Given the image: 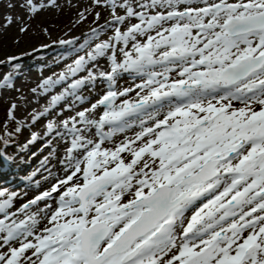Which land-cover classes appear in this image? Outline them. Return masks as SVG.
<instances>
[{"label":"snow or ice","instance_id":"snow-or-ice-1","mask_svg":"<svg viewBox=\"0 0 264 264\" xmlns=\"http://www.w3.org/2000/svg\"><path fill=\"white\" fill-rule=\"evenodd\" d=\"M106 3L109 24L138 22L124 31L116 27L113 37L38 86L48 92L73 78L52 97L55 103L105 79L108 90L91 105L104 111L98 120L85 109L78 121L62 122L73 136L67 153L74 170L17 210L57 193L55 209L45 206L48 225L38 230L34 213L17 221L9 211L15 193L0 190L7 196L0 199V248L7 247L0 264H264V0H138L135 8L131 0ZM44 6L33 0L21 5L30 13ZM130 41L131 50L120 48L118 61L115 44ZM106 53L110 71L94 73L89 63ZM155 66L163 70L146 71ZM174 68L179 78L170 81ZM85 71L86 77L75 78ZM122 71L146 75L136 86L146 94L116 104L132 91L115 90ZM13 75L0 77V87H11ZM135 121L140 131L134 137L102 149L103 141ZM88 126L96 128L99 142L83 135ZM55 127L47 125L50 132ZM124 152L131 155L127 162ZM125 193L131 195L126 202Z\"/></svg>","mask_w":264,"mask_h":264},{"label":"rangeland","instance_id":"rangeland-1","mask_svg":"<svg viewBox=\"0 0 264 264\" xmlns=\"http://www.w3.org/2000/svg\"><path fill=\"white\" fill-rule=\"evenodd\" d=\"M33 2L37 5L41 4V2L44 3L42 0H33ZM47 2L50 8L45 4L44 8L39 9L35 13H30L26 7H21L25 0H1L0 2L2 3L0 4V77L14 73L11 80L12 86L0 87V136L2 134H10V137L13 138L16 132L20 134V137L14 139L12 143L7 144L3 139H0V168L4 166V162H8L5 158L13 160L8 167V171L13 172V166L18 168L16 172L8 174L9 177L4 180L0 179V190H6L9 194L15 193L12 198V206L9 209L10 212H17L18 209H22V206L33 200L37 193L51 190L53 185L50 184L53 182L50 181L54 178L53 174L58 171L59 166L57 157L65 156L67 149L71 147L68 143L65 142L63 144L64 141L60 140V142L56 141L52 146L45 148L49 141L44 137L48 135L46 134L48 123L53 121L56 125L55 128L58 129L64 120H70L72 117L79 119L77 113L85 109H88L86 115L89 119L98 120L101 114L98 116L91 109V105L105 94L109 86L107 80L98 78L95 82L85 84L75 90L74 95H64L62 99L55 103H53L52 97L60 96L64 93L70 84L68 81L54 86L50 92H44L38 87L46 77L43 75L44 73L49 74L52 69H57V72L65 71L66 67L72 64L77 56L85 55V52L80 53L73 60L64 62L73 52L79 50L82 44H85V41H82L83 39L88 38L89 40L93 37V34H90L92 29L98 28L101 31V27L113 21L112 14L104 17L103 9L99 4L93 2L85 0H55L56 5L51 0H47ZM137 2L138 0H131L132 5ZM10 4L15 6L10 8ZM107 8L111 9V6L108 5ZM97 13L99 16H97ZM116 14L123 15L124 10L117 9ZM7 17L12 18L11 24H7ZM131 23L137 22L128 21L120 25L111 24L114 27H120L124 31ZM21 27H26L27 31L22 32L20 30ZM114 30L108 33L105 40L113 37ZM137 39L143 41L146 38L145 36H138ZM116 47L131 50L129 44L125 47L122 43H116ZM133 54L135 53L133 52ZM109 55L110 53L105 54L106 61L98 59L95 62L96 64L94 62L89 63V67L95 65L93 67L94 73L110 71L111 61L108 58ZM13 56L17 57V59L10 61L8 58ZM122 60L123 55L118 57V61ZM14 65H17V67H13ZM178 71L179 69L174 68L172 72L168 73L170 81L179 78L178 76L173 77V74L178 73ZM80 74L75 78L86 77L88 73L85 71ZM126 76L127 78H125ZM134 76V72L122 71L116 80L115 90L132 89L134 85L142 84L147 79V77L140 76L137 78L135 76L138 79L136 80ZM47 77L49 76L47 75ZM128 80L132 82H126L119 89L116 87V85ZM33 89L36 91H33ZM78 97H83V99H78ZM124 99L128 100L126 97L118 96L115 103L120 104ZM233 103L236 107L240 106L239 102L234 101ZM12 105H15L14 109ZM101 107L103 108V106ZM10 111L12 115L9 114ZM41 113L43 115H40ZM33 117H36L37 121L35 124L30 125V122L34 120ZM57 131L59 130L55 132ZM96 131L94 126H88L87 131L83 135L87 139L99 142L100 137L96 134ZM138 131H140V128L136 132ZM135 133L127 132L123 136L113 135L114 137L112 136L111 140L103 141L101 147L102 149H112L126 138L134 137ZM49 134L53 135L52 132ZM33 135L37 137L36 140H33ZM65 141H67V138ZM40 149L43 152L38 154ZM121 156L127 161L131 157L129 152L122 153ZM113 164H110L109 167L111 168ZM0 172V176L4 174L1 169ZM78 174L79 176L81 175L80 173ZM78 182L82 183V180ZM19 188L22 192L16 193ZM6 198L7 196L0 197V199ZM130 198L131 195L124 202ZM47 200L38 201L39 203H36V207H32L33 212L46 210V205H52V202ZM0 218H3V214H0ZM24 218V216L16 217L17 221ZM6 250L7 247L3 251Z\"/></svg>","mask_w":264,"mask_h":264},{"label":"bare ground","instance_id":"bare-ground-1","mask_svg":"<svg viewBox=\"0 0 264 264\" xmlns=\"http://www.w3.org/2000/svg\"><path fill=\"white\" fill-rule=\"evenodd\" d=\"M42 1H44V3L43 2H41V4H46L47 6H48V8H50L49 6V3L47 2V0H42ZM83 1V0H82ZM85 1H87V2H93V3H95V4H99L100 5V7L103 9V12H104V17H106V16H109V15H111L112 14V12H111V9H109V8H107V6H108V4L107 3H105L106 2V0L105 1H103V0H99L100 2H102V3H100V2H98L97 3V0H85ZM212 1H214V0H210V2H212ZM0 2H1V0H0ZM3 2V1H2ZM39 2V1H38ZM57 2V1H56ZM74 2V1H73ZM86 2V3H87ZM141 2H143V0L141 1ZM197 2H200V0H197ZM0 4H2V3H0ZM22 4V3H21ZM55 4V3H54ZM60 4V3H59ZM136 4L137 3H134L133 4V7L135 8L136 7ZM56 5V4H55ZM15 6V5H14ZM65 6V5H64ZM11 8V7H10ZM44 8V7H43ZM19 9V8H18ZM20 20V19H19ZM5 21V20H4ZM129 21H135V22H138L137 21V19L136 18H129ZM104 25H106V24H104ZM101 27V26H100ZM116 27H114L112 24H108V25H106V26H103V27H101V31H100V29H98V28H94V29H96V35H95V37H92V38H90L89 40H88V43H87V45H86V47H84L83 49H79V50H76L75 52H73V54H71L70 56H69V58L68 59H66V60H64V62H67V61H69V60H73V58L77 55V54H80V53H84L85 52V54L88 52V51H90L92 48H94V46H95V44H97V43H101L102 41H105V38H107V36H108V33H110L111 31H113L114 29H115ZM93 30V29H92ZM92 30H91V33L90 34H93L92 33ZM101 32V33H100ZM145 38H146V36H145ZM88 39V38H87ZM84 40V39H83ZM82 40V41H83ZM75 42H77V41H75ZM133 42L132 41H130L129 42V48L131 49V44H132ZM72 44V43H71ZM75 44V43H74ZM78 44V43H77ZM68 50H69V48H68ZM73 50V49H72ZM126 50V49H125ZM115 51H116V56H117V59H118V57H121L122 55H123V53L120 51V49L119 48H115ZM99 60H101V61H106V59H105V57H100V58H98ZM92 63V62H91ZM90 63V64H91ZM95 63V62H94ZM96 64V63H95ZM92 67V66H91ZM97 69V68H96ZM148 69H152V70H156V71H161L162 70V68L160 67V66H155V67H149ZM99 70V69H98ZM95 71V70H94ZM59 73H61V71L60 72H57V69H52V70H50V73L49 74H47V73H44L43 75L44 76H46L47 77V75L48 76H52V77H54L55 78V76L56 75H58ZM80 74V73H79ZM81 75V74H80ZM176 76H178V73L176 72L175 74H173V77H176ZM45 77V78H46ZM71 78H69V80H67L69 83H71ZM67 81H65V82H67ZM126 82H132L131 80H128V81H125V82H122V83H120V84H118V85H116V87L119 89V88H121L122 87V85L123 84H125ZM135 83V82H134ZM140 85V84H139ZM137 86V85H136ZM135 85L132 87V91H130V92H128L125 96H123L124 98L126 97V98H128V100H130V101H135L138 97H137V92H140V94L141 95H143V94H146V90H141V89H138L137 87H136ZM50 92V91H49ZM54 93V92H53ZM43 102V101H42ZM96 114H98V116H99V114H102L103 113V108L101 107V106H99V107H97L95 110H93ZM48 115V114H47ZM70 115V114H69ZM72 115V114H71ZM65 117V116H64ZM66 118V117H65ZM91 118V117H90ZM93 118V117H92ZM68 119V118H67ZM76 119H77V117H76ZM59 120V119H58ZM79 119H77V121H78ZM61 123V122H60ZM138 124H139V122L138 121H135L134 122V124H133V126L130 128V129H126L125 131H123V132H121V133H116L118 136H123L124 135V133L126 134L127 132H131L132 134L133 133H135L136 131H137V129L139 128V126H138ZM69 126H71V122H70V124H69ZM83 126V125H82ZM82 126H81V124H77V127H81L82 128ZM108 127H110V126H105V131H108ZM56 130H59V131H57V132H60L61 133V135H56ZM52 133H53V135H50L49 133H50V131H47L46 132V134H48V135H46V136H44V137H46L47 138V140H49L48 141V144L45 146V148H47V147H50V146H52L56 141H59L60 142V140H62V141H64L63 142V144H65V142L66 143H68L70 146H71V140H72V138H73V136H72V134H70V133H67V131H66V129H64L63 128V123H61L60 125H59V127H58V129H56V128H54L52 131H51ZM116 134H115V136H116ZM95 136V135H94ZM114 137V136H113ZM66 138H67V141H65L66 140ZM132 138V137H131ZM35 143V142H34ZM34 143H32V144H34ZM139 141L137 142V145H139ZM44 148V149H45ZM78 151H82V150H78ZM43 152V150L42 149H40L39 151H38V154H41ZM125 153V152H124ZM37 154V155H38ZM77 153L76 152H74L73 153V155L75 156ZM131 156V155H130ZM131 159V158H130ZM57 160H58V163H59V166H58V171L57 172H55L54 174H53V179L50 181V182H53L52 184H50V185H56L57 183H58V181L60 180V179H63V178H65V176L68 174V172L70 173L71 172V170H72V168H69L68 167V153L66 152V154H65V156H59V157H57ZM127 161V160H126ZM73 163H74V161H73ZM115 166V164H113L111 167H114ZM139 166H142V164L141 165H139ZM138 166V167H139ZM145 171H148V169H145ZM77 176L78 177H82V175H80L79 176V174H77ZM74 180H75V178H74ZM49 182V183H50ZM71 183V182H70ZM64 189L63 188H61V191H63ZM57 196H58V194L57 193H53V197L52 198H48V202H52V205L51 204H49L50 206H51V209H55V207L57 206V201H56V198H57ZM130 196V194L129 193H125L124 194V196L122 197V201H124L127 197H129ZM43 200H41V201H39V202H42ZM39 202H37V203H39ZM45 202V201H44ZM43 202V203H44ZM47 202V203H48ZM36 205L37 204H32V205H30V207L27 209V210H25V211H17L16 213H17V215H16V217H19V216H24L25 218L24 219H26V214H36L37 215V218L40 220V224H39V226H38V230L39 229H41V228H43L45 225H48V216L50 215V212H49V210L48 209H46V210H36L35 212H33V210H32V207H36ZM189 215H190V213H189ZM6 247V246H5ZM5 247L4 248H0V251H3L4 249H5Z\"/></svg>","mask_w":264,"mask_h":264},{"label":"trees","instance_id":"trees-1","mask_svg":"<svg viewBox=\"0 0 264 264\" xmlns=\"http://www.w3.org/2000/svg\"><path fill=\"white\" fill-rule=\"evenodd\" d=\"M33 123H34V121L32 120L31 124H33ZM19 137H20L19 132H16L13 138L10 137V134L9 135L8 134H2L0 136V139H3L6 143H10L14 139H18Z\"/></svg>","mask_w":264,"mask_h":264}]
</instances>
